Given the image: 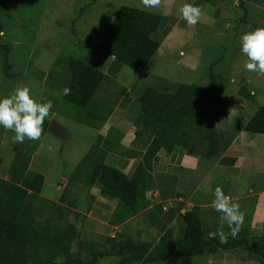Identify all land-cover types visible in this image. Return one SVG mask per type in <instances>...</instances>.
Returning a JSON list of instances; mask_svg holds the SVG:
<instances>
[{"label": "crops", "instance_id": "0c3cea01", "mask_svg": "<svg viewBox=\"0 0 264 264\" xmlns=\"http://www.w3.org/2000/svg\"><path fill=\"white\" fill-rule=\"evenodd\" d=\"M193 4L203 8L198 24L207 28L219 26L222 36L228 34L226 50L233 53L227 65L230 75L222 81L221 90L214 85L216 93L225 97L226 104L214 123L215 127L221 123L219 135L205 154L201 153L205 132L199 133L191 151L185 153L177 145L164 149L152 134V124L141 127L138 132L134 125L139 111L138 96L145 87L171 91L177 83L146 70L160 47L163 52L177 49L173 56L175 64L181 65L183 59L191 55V49L179 46L181 40L177 37V29L186 26V21L179 20L175 14L172 16L166 7L158 8H162L159 14L168 17L161 28L167 31L154 54L132 80L124 81L121 77L127 66L96 47L103 32L95 40L87 41L82 56L56 57L47 71L36 68L28 58L29 67L38 73L36 79L40 82L39 91H34L33 97L37 100L46 97L53 103L45 119L46 126L55 121L64 130L65 139L55 138L45 127L40 140L26 139L18 144L14 141V132L0 127V178L65 207L73 216L70 222L81 244L98 247L109 239L131 238L151 247L161 237L174 240L185 227L182 215L191 208H195L206 236H218L221 213L211 207L212 192L217 186L238 203L245 214L235 238L244 237L249 241L264 238V133L242 129L257 106L264 103V75L244 68L247 58L239 46L242 33L264 27V0H194ZM81 61L102 73L83 106L63 99L60 94L70 80L73 67ZM137 81L139 85L133 89ZM9 93L3 88L0 97ZM255 98L262 103L257 105ZM92 144L104 151L106 164L129 178H138L139 195L133 209L103 193L100 179L95 178L84 188L72 177L73 170ZM224 231H228L227 225ZM246 255L244 250L232 248L165 260L160 264H258L257 259Z\"/></svg>", "mask_w": 264, "mask_h": 264}, {"label": "trees", "instance_id": "16d2710c", "mask_svg": "<svg viewBox=\"0 0 264 264\" xmlns=\"http://www.w3.org/2000/svg\"><path fill=\"white\" fill-rule=\"evenodd\" d=\"M12 1L0 0V11ZM167 19L159 13L119 5L96 47L139 72L167 31L166 28L161 30ZM0 47L6 50L5 44L0 43ZM9 75L6 72V76ZM101 77V71L91 64L84 61L76 63L67 84L71 94L62 95L63 99L85 105ZM209 77L206 86L179 82L171 91L145 87L138 96L139 111L134 120L136 132L152 124V134L164 149L177 145L185 153L191 151L199 133L205 132L201 153H207L219 135L214 123L226 104L225 97L215 91L214 75L209 74ZM46 123L44 121L43 128ZM242 129L264 133V103L257 106ZM72 177L78 179L84 188L90 186L95 178L100 179L103 193L132 209L139 195L138 178H129L106 164L104 151L96 144L89 146ZM67 211L61 205L0 178V264H98L103 258H114L112 264H160L165 260L232 248L244 250L250 258L264 260V240L230 237L227 243L220 244L218 236H206L195 208L182 215L185 227L179 237L174 240L161 237L151 247L131 238L122 241L109 239L98 247L81 244L76 239L73 223L67 221ZM42 212L47 216L40 219ZM73 243L79 249L87 248V251L84 254L79 250L72 252Z\"/></svg>", "mask_w": 264, "mask_h": 264}, {"label": "rangeland", "instance_id": "374dc122", "mask_svg": "<svg viewBox=\"0 0 264 264\" xmlns=\"http://www.w3.org/2000/svg\"><path fill=\"white\" fill-rule=\"evenodd\" d=\"M162 1L160 5L171 11L172 16L174 14L179 16V20L180 18L184 20L179 12L181 6L194 2V0ZM119 5L144 9L141 0H13L0 11L3 30L0 43L5 44L6 48L5 50L0 47V90L5 88L9 93L23 84L30 88L33 96L34 91H39L40 82L36 79L38 73L33 67H29L28 58L34 62L36 68L47 71L56 57L82 56L87 41L95 40L96 36L106 29ZM144 10L160 13L162 8ZM241 12L240 9L238 14L240 15ZM198 23L194 26L186 24L183 28L177 29V37L181 40L179 46L182 49L192 50H190L191 55L185 57L181 65L175 64L173 58L177 49L163 52L160 47L157 55L146 66V70L159 73L177 83H195L201 86H206L209 82V74H213L214 85L220 88L222 81H226L231 73L227 65L232 61L233 53L231 50H226L227 45H225L228 34L222 36L219 26L207 28ZM237 45L236 42L235 46ZM5 64H8V67H5ZM125 68L127 71L121 74L122 79L132 80L136 71ZM6 72L10 73L8 77L16 76V78L5 79ZM138 85L137 81L133 84V89ZM259 101L257 98L254 100L257 105L262 103ZM220 124L215 127L218 132ZM250 135L260 136V134ZM67 213V219L73 220V216ZM46 216L47 214L42 212L39 218ZM260 240L264 238L256 241ZM71 250L72 252L79 250L84 254L87 248L79 249L78 245L73 243ZM114 260V258H103L98 264H112ZM257 262L264 264L262 259Z\"/></svg>", "mask_w": 264, "mask_h": 264}, {"label": "clouds", "instance_id": "9594fccd", "mask_svg": "<svg viewBox=\"0 0 264 264\" xmlns=\"http://www.w3.org/2000/svg\"><path fill=\"white\" fill-rule=\"evenodd\" d=\"M144 9H156L161 0H141ZM180 15L189 25H196L203 14V8L193 3H185L179 9ZM241 53L247 58L244 68L249 72L264 75V27H257L242 33L239 37ZM63 96L71 94V88L65 86L61 93ZM42 101V102H41ZM53 107L51 100L41 97L37 100L32 96L27 85H19L6 96L0 97V127L15 133L14 141L18 144L29 141H38L42 137L43 124ZM214 199L211 207L220 216L221 227L217 230L219 243L228 242L238 234L245 220V214L240 205L232 201L220 186L212 192ZM227 225L228 231H224Z\"/></svg>", "mask_w": 264, "mask_h": 264}, {"label": "water", "instance_id": "95a60500", "mask_svg": "<svg viewBox=\"0 0 264 264\" xmlns=\"http://www.w3.org/2000/svg\"><path fill=\"white\" fill-rule=\"evenodd\" d=\"M46 131L59 140L65 139L64 130L55 121H50L47 124Z\"/></svg>", "mask_w": 264, "mask_h": 264}]
</instances>
